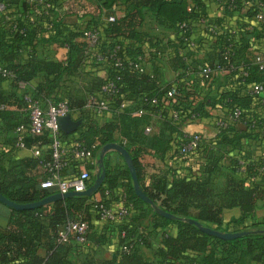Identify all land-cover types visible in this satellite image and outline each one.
I'll return each instance as SVG.
<instances>
[{
	"label": "trees",
	"instance_id": "16d2710c",
	"mask_svg": "<svg viewBox=\"0 0 264 264\" xmlns=\"http://www.w3.org/2000/svg\"><path fill=\"white\" fill-rule=\"evenodd\" d=\"M217 1L219 16L214 22L206 12V0H97L100 14L83 27L95 28L99 32L97 44L89 47L87 41L80 39L82 29L64 22L60 16L58 7L62 0H0L3 4L0 9V82L7 79L12 87L0 91V103L4 104L0 108V127L14 133L2 137L11 146V151L18 146L16 127L28 122L26 93L41 101L46 98L67 99L74 112H78L77 117L82 118V123L75 136L73 132L59 130L67 148L61 174L69 175L77 169L78 162L71 154L75 143L95 144L97 155L104 143L119 142L130 152L144 192L159 207L175 215L168 218L157 213L151 204L135 193L125 164L124 175L128 182L124 192L130 203L129 212L132 209L134 213L130 220L118 224V232H122L120 245L127 244L128 250L119 245L115 257L104 264H264V220L244 223L248 217H256L257 201H264V175L258 174L264 149L260 150V156L245 149L240 156L228 155L227 165L220 163L226 144L240 149L244 137L255 138L256 133L264 128V103L258 102V98H253L248 91L252 82L264 84V70H259L251 62L248 47L254 38L264 35V21L251 18L260 11L264 13V0ZM118 5L123 8L119 15L116 13ZM235 9L242 12V23L236 28L223 27L220 21ZM146 10L155 16L157 23L173 28L176 38L163 41L158 34L139 29ZM17 13L16 18L10 17ZM109 15H114V19L109 20ZM182 22L186 24L184 28L180 26ZM191 26L202 27L203 33L215 45L212 58L203 61L195 70L198 82L201 79L207 88L217 82L214 92L205 93L202 99L194 98L197 80L188 83L181 79L192 69L188 60L174 56V65L180 71L173 82L162 83L155 64L163 57L167 42L179 47L195 44L194 40L193 45L189 44ZM210 26H214V31L209 29ZM43 42H56L66 47L65 58L38 57L35 47ZM115 46H118L116 54L122 61L121 66H115L111 60L105 64L96 60V51L108 53ZM226 50L227 55L224 54ZM139 57L152 61L149 71H139L131 65ZM86 62L89 67L84 66ZM214 63L224 68L234 63L237 67L226 68L221 76L218 71L206 82L202 79L200 67ZM94 66L105 68L107 75L91 74ZM242 70L247 73L242 74ZM116 74H120V78L110 96L111 108L104 118L100 120L92 113H85L83 104L87 94L101 91L106 79ZM21 82L29 86L22 87ZM172 87L175 93L168 96L167 91ZM124 99L129 103L120 109V102ZM171 107L179 111L177 119L166 116ZM209 107L219 108L224 114L239 107L240 121L245 129L237 130L235 121L229 122L218 127L213 138L202 137L193 151L179 153L182 126L193 120L191 113H197L203 119L210 118L212 122L217 114H213ZM137 108H142L143 112L133 115L132 110ZM160 113L163 114L161 117ZM253 121L255 126H251ZM147 125L151 127L149 131H145ZM22 140L24 147L37 145L42 151L38 155L28 153L11 160L7 150L0 149V192L13 201L28 202L51 193V189L40 186V181L47 176L41 164L49 157V137L46 133L24 134ZM147 148L159 157L169 153L182 162L185 158L195 161L191 165H169L146 185L140 181L138 157ZM94 166L87 165L91 169ZM217 172L221 177L214 180ZM255 175L259 178L253 179ZM120 176L119 171L105 169L103 183L108 189H115ZM98 190L104 196L105 187L101 185ZM94 200L93 194H77L33 208L9 206L7 223L0 226V264H76L68 255L76 246L73 241L77 240L72 237L67 242H57L56 237L68 219L86 217L89 223L91 213L99 218ZM100 200L108 205L106 199ZM233 205L239 206L240 215L223 224L222 209ZM192 206L198 208L196 215L189 213ZM147 214L152 219H161L160 223L172 221L177 225L175 235H165L150 260L140 253V247L147 244L150 233L149 225H139ZM185 217L224 231L246 229L248 232L235 238H220L202 231L193 222L184 220ZM149 224L156 226L159 222L151 220ZM89 226L86 239L102 241L95 233L89 232ZM40 248L44 249L43 254L39 253ZM84 264L94 263L86 260Z\"/></svg>",
	"mask_w": 264,
	"mask_h": 264
},
{
	"label": "crops",
	"instance_id": "0c3cea01",
	"mask_svg": "<svg viewBox=\"0 0 264 264\" xmlns=\"http://www.w3.org/2000/svg\"><path fill=\"white\" fill-rule=\"evenodd\" d=\"M189 2H192V0H189ZM11 9H13V7H11ZM58 11L60 16L63 17L64 22L75 25L77 29H82L92 17H97L100 14V8L98 6L97 0H62L61 4L58 7ZM206 12L210 19L215 22L217 17L219 16L218 1L206 0ZM116 13L118 15L123 13L122 5H118V7L116 8ZM17 16H19V13L13 14L10 17L16 18ZM242 16V12L235 9L231 12L230 15H228V17H225L220 22L225 28H236L239 27V25L242 23ZM251 18L254 21H258V19L256 18V14H254ZM217 27L220 29L219 26H216V28ZM138 28L141 30L149 31L150 33L158 34L159 37L163 39V41H170L176 38L174 29L157 23L155 16L148 10L145 11V18L144 20H142ZM202 30V27L191 26L189 37L192 40L196 41L193 46L179 47L177 46V44L175 45L167 42V45H165L163 57L159 61H155V64L158 67V77L163 83L173 82L177 77V73L180 71L179 68L174 65V63L176 62L174 56H181V58L188 60L189 65L192 69L191 71L184 73L181 79L187 81L188 83H193L197 80V88L194 94V98L196 99H202L203 95L207 92H214V87L217 83L215 82L214 84H212L213 86L211 85L210 88H207L205 84L201 82V79L200 82H198L199 78L197 76V73L195 72L197 67H199L203 61L211 59L212 55L214 54L215 45L213 44V42H211V40L207 38V34L203 33ZM237 36H239V34ZM248 47L250 48L252 55L250 60L251 62H253V57L256 53L264 52V35L254 38V40L249 43ZM35 51L40 58L52 57L58 60H62L66 56V47L58 45L56 42L39 43L35 47ZM86 63L87 64L84 66L89 67L88 62ZM145 66L146 69L149 70L152 67V61L147 60ZM94 67V71H90L91 74L100 77H105L107 75L105 68L96 66ZM223 73L224 71H220L218 75L221 76L223 75ZM10 89H12V87L7 79L0 82V91H8ZM58 91L60 92V89H58ZM209 108L213 114L221 113V110L219 108ZM261 112L263 111L261 110ZM77 115V111L72 114L73 117H77ZM235 127L237 130L245 129V125L241 121H236ZM184 130L200 131L203 137H206L207 139L213 138L218 131L217 128L213 126L210 118H204L200 121L198 120L190 122L184 126ZM73 133V136L77 134V132L75 131ZM8 135H14V133L12 131H3L0 127V149H3L4 151L7 150V154H9L10 156L9 159L17 160L18 158L28 153L33 154L32 147L27 148L15 146L16 148L11 151V146L8 143H5L2 138L3 136ZM241 144L242 145L240 146V149L236 146H232V144H226L224 147L225 153L222 155L220 163H222L223 165H227L229 162L228 155L232 156L237 154L240 156L244 153L245 149H251L254 152H260V150L264 149V134L261 131L259 133H256L255 138L250 139L244 137ZM138 158L141 163L140 181L146 185H149L152 179L169 165H191L194 164L195 161L194 159L185 158L182 162L181 160L176 159V155H171L169 153H166L164 157H159L153 152V150H150L148 148L144 152H142ZM125 164L126 163L124 158L118 151L110 150L106 152L104 156V168L110 171H119L121 172L122 176L118 177V185L115 186V189L114 187L108 189L107 185L102 182L101 185L105 187L104 196H102L100 191L97 189V191L93 193L94 199L104 198L106 199L108 206L112 208L121 206L122 201L120 198V194L125 190L128 182V178L124 175ZM95 169L96 165L91 171V181L93 180V176H95ZM243 173L244 172H241V175H244ZM220 177V174L217 172L214 175V180H217ZM258 178V175L253 176V179ZM133 213L134 210L131 209V211L123 219H117L114 221L99 219L93 213H91L89 232L95 233V236H99L102 241L95 242L92 239H86V241L84 242L73 241L76 246H74L72 252H70L68 255L70 260L75 262L76 264H84V261L86 260H90L94 264H104L112 257H115V251L119 249L120 237L122 233L118 232V224L124 222V220H130ZM189 213L191 215H196L198 213V208L194 206L190 207ZM9 214V206L0 201V226H3L7 223ZM239 215V206L233 205L230 207H224L221 212L222 223H229L232 218H237ZM151 220L158 221L159 224H157L156 226L150 225L149 223ZM255 220H264V201L262 200L257 201L256 217H248L244 223H251ZM160 222L161 219H152L151 215L147 214L141 219L139 223V225H149L147 229L150 230V233L148 235L147 244L140 247V253L142 257L147 260L153 258L154 251L159 245H161L162 239L165 235H175L176 233L177 225L175 222ZM38 251L41 254L44 253L43 248H40Z\"/></svg>",
	"mask_w": 264,
	"mask_h": 264
},
{
	"label": "built area",
	"instance_id": "2783aa9c",
	"mask_svg": "<svg viewBox=\"0 0 264 264\" xmlns=\"http://www.w3.org/2000/svg\"><path fill=\"white\" fill-rule=\"evenodd\" d=\"M3 7V4L0 3V9ZM256 18L258 21H264V13L258 12L256 13ZM109 20L114 19V15L108 16ZM205 22V18L201 19ZM182 28L186 26L185 22L180 24ZM210 30L214 31V26L209 27ZM99 38V32L95 28H82V34L80 35V39L87 41L89 47H94L97 44ZM190 45L194 44V41H189ZM117 47L112 48L108 53H103L100 51H96V60L105 64L106 61L111 60L115 66H121L122 61L117 56ZM228 50L224 51V54L227 55ZM226 57V56H225ZM254 64L257 65L259 70H264V52H258L253 57ZM131 65H133L139 71H149L146 69V61L142 58H138L137 61H132ZM237 67L236 64L230 63L228 67H225L219 63L214 64H204L200 67V73L202 75V79L204 81H210L214 74L218 71H224L227 69H235ZM5 71V70H3ZM246 70H242V74H246ZM152 76V74H150ZM120 78V74H116L112 78H107L106 81L101 86V91L88 93L86 96V100L83 104V109L85 113H92L98 116L100 119H103L105 114L111 108L110 96L116 89V81ZM20 85L22 87L29 86L28 83L21 82ZM249 93L254 98H258L257 101L260 103H264V84L261 82H252L249 84ZM175 93V89L172 87L167 91L168 96H173ZM26 99V109L28 111V122L22 125H18L15 129L17 133V145L19 147H24V142L22 140V136L24 134L27 135H40L42 133H46L49 137L48 142V151L49 157L45 161L42 162L41 167L46 172L47 176L40 181V186L44 188L51 189V192H66L68 190H82L85 189L91 183V168H88V164L96 165V154H95V144L90 146L83 144L81 142L75 143L71 147V154L73 158H75L78 162L77 169L75 172L69 175H62L61 169L66 163V151L67 148L64 145L60 133L59 126L57 123V117L63 114H73L74 110L70 105V102L67 99L59 98V99H51L46 98L42 101L38 98H35L31 95V93H26L24 95ZM168 101L165 100V103ZM129 103L128 100L124 99L120 102V109L126 106ZM4 104L0 103V108H2ZM143 112L142 108H137L132 110L133 115H139ZM241 109L239 107H235L229 114L218 113L216 117L212 119V124L214 127L218 129V127L226 126L229 122L232 121H240ZM163 114H159L161 117ZM169 118L177 119L180 114L179 111L169 108L167 111V115ZM192 121H200L203 120L197 113H191ZM188 122V123H190ZM186 123V124H188ZM184 124L182 126V134L181 141L178 146V152L181 154H187L193 151L198 144L200 143L203 135L200 131H188L184 130ZM255 122H251V126H255ZM150 125L145 126V131L150 130ZM264 134V128L262 129ZM42 148L37 145L32 146V152L34 155L40 154ZM256 156H260V152H255ZM239 162L241 166H243V160L240 159ZM258 174L264 175V154L261 155L260 164L258 167ZM120 198L122 201L121 206L117 208H112L108 205H105L101 202L100 199L95 198L94 200V208L98 213L99 219L106 220H117L122 219L128 212L130 203L127 200L126 193L124 191L121 192ZM88 219L86 217L68 219L62 228L59 230L58 235L56 237L57 242H67L70 238H75L78 242L86 241V233L88 230ZM120 248L123 250H128V246L125 243L120 245ZM149 264H158L154 262H150Z\"/></svg>",
	"mask_w": 264,
	"mask_h": 264
},
{
	"label": "water",
	"instance_id": "95a60500",
	"mask_svg": "<svg viewBox=\"0 0 264 264\" xmlns=\"http://www.w3.org/2000/svg\"><path fill=\"white\" fill-rule=\"evenodd\" d=\"M57 123H58L59 128L64 133H72V132L76 131L77 128L81 125L82 118L73 117L71 114L68 113V114L59 115L57 117ZM110 150L118 151L122 155V157L124 158L125 163L127 165V168L130 172L132 187H133L135 193L141 199H143L145 202L151 204L153 209L157 213H159L165 217H168V218L175 217L174 214H172L169 211H166L165 209L159 207L156 203H154V201L144 192V190L142 189L140 182L138 180V176H137L135 166H134V162H133V159H132L130 152L128 151V149L124 145H122L121 143L116 142V141L106 142L99 148L97 158H96L95 177L85 189L68 190L66 192H58V191L57 192H51V193L45 195L44 197H42L40 199L28 201V202L13 201L0 192V201L4 204L8 205V206H11V207H14L17 209H22V208L37 207V206L43 205L47 202H50L53 200H58V199H63L65 197L72 196V195H77V194L87 195V196L92 195L95 191H97V189H99V187L101 186V184L103 182V178L105 176L104 156H105L106 152H108ZM184 220H188L190 222H193L195 225H197V227L199 229H201L202 231H204L208 234L218 236L220 238H225V239L235 238V237L241 236L243 234H246L248 232V230H246V229L238 230V231L220 230V229L214 228L210 225L202 224L200 221L193 219V218H190V217H185Z\"/></svg>",
	"mask_w": 264,
	"mask_h": 264
}]
</instances>
